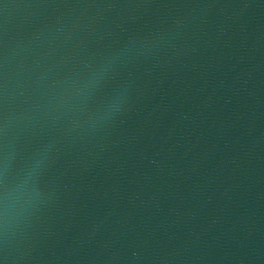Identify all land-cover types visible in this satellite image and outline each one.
Returning <instances> with one entry per match:
<instances>
[{
  "label": "water",
  "instance_id": "95a60500",
  "mask_svg": "<svg viewBox=\"0 0 264 264\" xmlns=\"http://www.w3.org/2000/svg\"><path fill=\"white\" fill-rule=\"evenodd\" d=\"M0 264H264V0H0Z\"/></svg>",
  "mask_w": 264,
  "mask_h": 264
}]
</instances>
